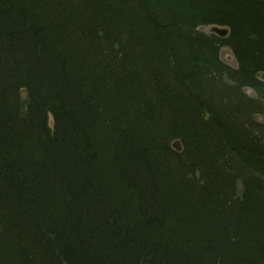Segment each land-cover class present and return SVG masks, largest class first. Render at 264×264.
Here are the masks:
<instances>
[{
	"label": "trees",
	"instance_id": "trees-1",
	"mask_svg": "<svg viewBox=\"0 0 264 264\" xmlns=\"http://www.w3.org/2000/svg\"><path fill=\"white\" fill-rule=\"evenodd\" d=\"M147 1L0 0V264H264V0ZM199 80L206 121L177 110Z\"/></svg>",
	"mask_w": 264,
	"mask_h": 264
},
{
	"label": "rangeland",
	"instance_id": "rangeland-1",
	"mask_svg": "<svg viewBox=\"0 0 264 264\" xmlns=\"http://www.w3.org/2000/svg\"><path fill=\"white\" fill-rule=\"evenodd\" d=\"M145 1H147V0H145ZM133 2V1H132ZM148 3H147V6H149L150 7V3H151V1H150V3H149V1H147ZM165 3H167V0L165 1ZM131 8H134L133 6H131ZM164 10H167V7H164ZM127 17V16H126ZM161 17V16H160ZM163 18H165V17H163ZM251 19H252V17H251ZM250 19V20H251ZM128 20H130V17H128ZM96 23H91V26L92 27H90V29H89V31L91 32L92 30H93V32H92V35L93 36H91V37H93L94 39L95 38H97V37H101V35H108L109 33H107L108 32V30H107V28H106V26H104V27H101L100 25H95ZM135 26H136V24H135ZM212 27H219V28H221V29H224L225 30V33L222 35V34H219V33H217V32H215V31H212ZM195 31L196 32H198V33H201V34H207V35H209L208 37L209 38H213V37H215L216 39H220L221 41H219V43H220V45L218 46V48H219V50H218V53H217V59L219 60V62L224 66L223 67V69L225 70V68L227 67L228 68V75H230V74H232L233 73V71H237V67H238V65H239V62H238V59H237V57H236V55H235V53H233V50H232V42L231 41H229V40H226L227 38H228V36L230 35V28H229V26L228 25H220V24H200V25H198V26H196L195 27ZM263 32H264V30H263ZM261 36H264V33L261 35ZM112 39H114V38H112ZM214 39V38H213ZM205 42V41H204ZM263 43V42H262ZM264 44V43H263ZM262 44V46H264ZM122 57H123V55H118L117 56V58H120V59H122ZM187 69V68H186ZM186 72V74L187 73H189L188 71H185ZM212 74H215V72L213 73L212 72ZM255 75H256V77L259 79V80H264V71H261V72H258V73H255ZM223 76H224V79H226V80H230L231 81V79L230 78H228L227 77V71H224L223 72ZM194 78H196V77H194ZM143 86H144V88H146V89H148L149 87H147L145 84H142ZM140 86V85H139ZM195 87H197V90L196 91H193V93H187V95H184V97H180V98H177L176 100H178V106H177V110L179 109V111H184V114H189V116L191 115L192 117H193V119L194 120H196V121H206V119H207V117H205V112H203V110L202 109H200L199 111H197L196 109L195 110H190V107L188 106L189 105V103H188V101H187V98L188 97H195V100H198L199 98L198 97H202V93H204L205 94V91H202L203 89H202V82L199 80V81H197L196 82V84L194 85ZM264 87V86H263ZM243 92L245 93V95H246V97L247 98H255V99H257V96H256V91H255V89H254V87H252V86H250V85H248V86H245L244 88H243ZM130 94V93H129ZM150 96H149V99H150V97H152L153 96V94H149ZM166 92H164V91H162V93L158 96V94L157 95H155L154 96V99H157V101H159V102H162L163 104L165 103V99H166ZM204 96V95H203ZM27 91L25 90V88H21L20 89V91H19V99L23 102V106H22V108H25L26 107V104L24 103V101L26 102L27 100ZM131 97V96H130ZM259 98V97H258ZM130 99H132V98H130ZM260 99V98H259ZM24 100V101H23ZM258 100V99H257ZM197 102H200V103H202V101L201 100H199V101H197ZM259 102H260V107L259 106H257L258 108H257V111H256V113H255V115H254V120L255 121H257V122H259V123H264V106L261 104V100H259ZM152 103L154 104L155 103V101H152ZM158 104V103H157ZM124 105V104H123ZM125 106H128V107H130V106H132V107H130V108H134L135 110H137L138 109V104H136L135 102H130V104H129V102H127L126 104H125ZM152 106V105H151ZM197 106H199V105H197ZM218 107H220V106H218ZM137 108V109H136ZM150 108H152L153 109V106L152 107H150ZM156 108H158V105H156ZM162 107H159L158 109H161ZM157 109V110H158ZM147 110V109H146ZM189 111V112H188ZM202 111V112H201ZM141 112V111H140ZM144 112H145V110H144ZM186 112V113H185ZM216 114H218L219 115V113H218V110H216ZM241 112H243L242 110H241ZM117 114V118H118V114L120 115V117L123 119V120H126V118L128 119L130 116L129 115H126V112H125V110H123L121 113L120 112H118V113H116ZM141 114L143 115V112H141ZM149 114H151V113H149V112H147V115H149ZM235 114H237V115H239L240 113L239 112H236ZM151 116H153V114H151ZM189 116L187 115L185 118H186V120H188L189 121V123H192V121H194V120H192L191 118H189ZM162 117H166L165 115L164 116H162ZM219 118H221V119H224L225 120V118H222V117H219ZM153 121H155V117L153 118H151V119H148V120H146L145 121V123L147 124L146 125V128L145 129H141V133H146V132H150V134L151 135H156V138L158 137L157 135L159 134V132H156V130L152 127L151 128V126L150 125H153V124H151ZM148 122V123H147ZM227 122V121H226ZM148 124H150V125H148ZM47 128H48V130H49V136L50 137H53L54 136V132H55V127H54V119H53V115H52V113L51 112H48L47 113ZM145 130H146V132H145ZM246 131V130H245ZM126 134H128V133H125L124 135L126 136ZM168 135V134H167ZM168 137V136H167ZM178 145V147H176ZM168 147L169 148H171V149H174L176 152H179V153H181L182 151H183V142H181V140H179L178 138H172V139H170L169 141H168ZM187 162V161H186ZM69 167V166H68ZM188 167H189V165H188ZM65 169H67V168H65ZM75 168H73V171H75L74 170ZM77 170V169H76ZM79 170V169H78ZM61 172H62V175H63V178H67V176H66V172L63 170V169H61ZM47 175L49 176H51V177H53V175H54V172H50V174L49 173H47ZM67 175L69 176V174L67 173ZM70 178H71V174H70ZM53 179H56L55 178V176H54V178ZM102 183H103V181H101ZM236 190H237V192L238 193H241V191H242V184H241V182H238V184L236 185V188H235ZM47 192H48V195H49V193H50V191L49 190H46ZM106 191V190H105ZM109 191L107 190L106 191V194L108 193ZM64 192L62 191L60 194H63ZM96 193H97V191L95 192H92L91 194H94L93 196V198H95V201L94 202H96V203H99V201L97 200V198L95 197L96 196ZM120 194H122V193H120ZM119 194V195H120ZM50 200H52L54 203H55V199L53 200L52 198L50 199ZM101 204V203H100ZM102 206L104 207V204L102 203ZM103 207H102V209L100 210L99 208L97 209V207H95L92 203L91 204H88L87 205V207L85 208V211L84 212H91L92 213V216H91V218H98V217H102V216H104V212H103ZM124 210L123 209H121L120 210V213H122Z\"/></svg>",
	"mask_w": 264,
	"mask_h": 264
},
{
	"label": "water",
	"instance_id": "water-1",
	"mask_svg": "<svg viewBox=\"0 0 264 264\" xmlns=\"http://www.w3.org/2000/svg\"><path fill=\"white\" fill-rule=\"evenodd\" d=\"M212 31H215V32H217L219 34H222V35L225 33V30L224 29H221L219 27H212ZM176 147H178V145Z\"/></svg>",
	"mask_w": 264,
	"mask_h": 264
}]
</instances>
